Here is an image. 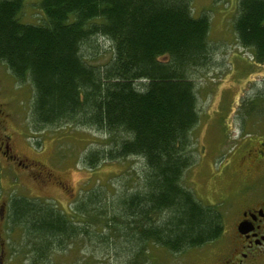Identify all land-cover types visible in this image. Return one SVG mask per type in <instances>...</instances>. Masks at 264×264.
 I'll use <instances>...</instances> for the list:
<instances>
[{
  "label": "trees",
  "instance_id": "1",
  "mask_svg": "<svg viewBox=\"0 0 264 264\" xmlns=\"http://www.w3.org/2000/svg\"><path fill=\"white\" fill-rule=\"evenodd\" d=\"M191 2L40 0L44 18L30 23L20 18L24 0H0V60L31 81L35 126L75 123L105 133V145L85 153L90 167L130 156L143 161L141 189L108 200L87 189L77 204L81 223L52 202L12 197L8 218L22 228L27 264H48L55 249L84 235L130 243L125 264H154V246L176 253L223 232L220 203L204 204L184 182L200 120L194 77L211 62V21L206 12L196 16ZM232 26L264 64V0H239ZM97 36L113 50L102 65L86 56Z\"/></svg>",
  "mask_w": 264,
  "mask_h": 264
},
{
  "label": "rangeland",
  "instance_id": "2",
  "mask_svg": "<svg viewBox=\"0 0 264 264\" xmlns=\"http://www.w3.org/2000/svg\"><path fill=\"white\" fill-rule=\"evenodd\" d=\"M38 1L24 0L22 21L42 22ZM238 2H191L196 16L206 12L210 18L211 62L194 77L200 120L192 131L196 160L186 170L184 182L204 204L220 203L224 230L213 241L176 253L154 246V264H226L225 256L236 238L235 222L246 202L239 198L242 190L254 186L264 195V157L257 156L264 141V64L255 61L233 29ZM95 39L96 47L86 44V56L102 65L112 58V45L103 37ZM33 98L31 81L16 78L0 60V144H9L6 153V147L0 146V264L29 262L24 260L28 248L22 228L8 218L12 197L52 202L81 223L84 216L77 204L87 189L101 190L105 200L127 189H141L140 157L103 161L95 167L84 164L86 152L105 145V133L75 123L35 126ZM113 211L108 209L109 214ZM164 216L161 213L156 219L162 221ZM129 245L116 239L77 236L55 249L48 264H125Z\"/></svg>",
  "mask_w": 264,
  "mask_h": 264
},
{
  "label": "flooded vegetation",
  "instance_id": "3",
  "mask_svg": "<svg viewBox=\"0 0 264 264\" xmlns=\"http://www.w3.org/2000/svg\"><path fill=\"white\" fill-rule=\"evenodd\" d=\"M1 148L6 147L4 153L9 150L8 142H2ZM258 157H264V141H260L257 149ZM221 174V173H219ZM218 174V175H219ZM264 192V191H263ZM241 197L246 200L240 208L235 222L233 246L227 254L226 264H264V195L258 194L254 186L246 187L241 192ZM246 221L248 230H239V223Z\"/></svg>",
  "mask_w": 264,
  "mask_h": 264
},
{
  "label": "water",
  "instance_id": "4",
  "mask_svg": "<svg viewBox=\"0 0 264 264\" xmlns=\"http://www.w3.org/2000/svg\"><path fill=\"white\" fill-rule=\"evenodd\" d=\"M239 227V230L242 231V232H245L248 230V225H247V222L246 221H241L238 225Z\"/></svg>",
  "mask_w": 264,
  "mask_h": 264
}]
</instances>
